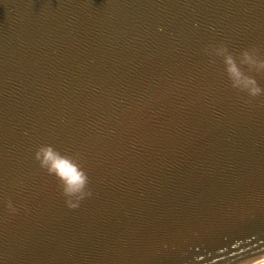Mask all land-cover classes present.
Masks as SVG:
<instances>
[{
    "label": "water",
    "instance_id": "95a60500",
    "mask_svg": "<svg viewBox=\"0 0 264 264\" xmlns=\"http://www.w3.org/2000/svg\"><path fill=\"white\" fill-rule=\"evenodd\" d=\"M264 257V0H0V264Z\"/></svg>",
    "mask_w": 264,
    "mask_h": 264
},
{
    "label": "bare ground",
    "instance_id": "6f19581e",
    "mask_svg": "<svg viewBox=\"0 0 264 264\" xmlns=\"http://www.w3.org/2000/svg\"><path fill=\"white\" fill-rule=\"evenodd\" d=\"M250 264H264V257Z\"/></svg>",
    "mask_w": 264,
    "mask_h": 264
}]
</instances>
